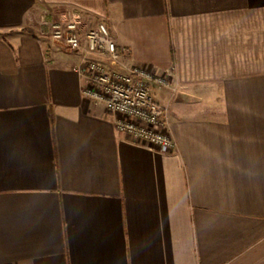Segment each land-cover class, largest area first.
I'll list each match as a JSON object with an SVG mask.
<instances>
[{
  "label": "crops",
  "instance_id": "crops-1",
  "mask_svg": "<svg viewBox=\"0 0 264 264\" xmlns=\"http://www.w3.org/2000/svg\"><path fill=\"white\" fill-rule=\"evenodd\" d=\"M63 13L172 72V152L84 97ZM0 264H264V0H0Z\"/></svg>",
  "mask_w": 264,
  "mask_h": 264
},
{
  "label": "built area",
  "instance_id": "built-area-1",
  "mask_svg": "<svg viewBox=\"0 0 264 264\" xmlns=\"http://www.w3.org/2000/svg\"><path fill=\"white\" fill-rule=\"evenodd\" d=\"M51 41L79 55L73 67L84 79L82 93L103 102L116 115L115 127L134 142L169 153L176 142L168 130V111L153 95V86L170 87L172 72L122 65L107 19L91 25L79 15L63 13L47 22Z\"/></svg>",
  "mask_w": 264,
  "mask_h": 264
}]
</instances>
